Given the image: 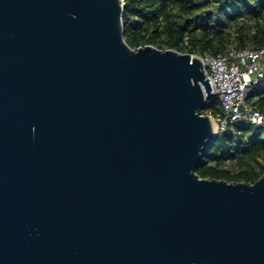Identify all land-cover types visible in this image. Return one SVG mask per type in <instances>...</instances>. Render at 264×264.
<instances>
[{
  "label": "water",
  "instance_id": "95a60500",
  "mask_svg": "<svg viewBox=\"0 0 264 264\" xmlns=\"http://www.w3.org/2000/svg\"><path fill=\"white\" fill-rule=\"evenodd\" d=\"M122 12L0 0V264H264V173H196L202 63L129 47Z\"/></svg>",
  "mask_w": 264,
  "mask_h": 264
},
{
  "label": "trees",
  "instance_id": "16d2710c",
  "mask_svg": "<svg viewBox=\"0 0 264 264\" xmlns=\"http://www.w3.org/2000/svg\"><path fill=\"white\" fill-rule=\"evenodd\" d=\"M122 23L124 41L134 49L152 45L198 56H228L264 44V0H124ZM233 39L236 45L229 50ZM247 99L264 113V78L251 86ZM210 108L214 117L220 114L217 97L205 110ZM260 158L264 128L241 120L217 133L196 173L253 183L264 173Z\"/></svg>",
  "mask_w": 264,
  "mask_h": 264
},
{
  "label": "built area",
  "instance_id": "2783aa9c",
  "mask_svg": "<svg viewBox=\"0 0 264 264\" xmlns=\"http://www.w3.org/2000/svg\"><path fill=\"white\" fill-rule=\"evenodd\" d=\"M190 55L200 60L211 91L220 100L216 133L241 120L264 128V113L247 99L251 86L264 78V44L234 50L228 56Z\"/></svg>",
  "mask_w": 264,
  "mask_h": 264
},
{
  "label": "rangeland",
  "instance_id": "374dc122",
  "mask_svg": "<svg viewBox=\"0 0 264 264\" xmlns=\"http://www.w3.org/2000/svg\"><path fill=\"white\" fill-rule=\"evenodd\" d=\"M214 11H215V9H214ZM232 41L233 42H231V45H230L229 50H233L234 49V46L236 45L235 40L233 39ZM203 111H204L203 114L208 115L210 117V120H213V122L215 124V130H214V132H216V120H215V117L211 113V108L209 110H203ZM260 161L262 163H264V158H260ZM226 165L227 166H230L232 168H235V165H232L231 163H227Z\"/></svg>",
  "mask_w": 264,
  "mask_h": 264
},
{
  "label": "bare ground",
  "instance_id": "6f19581e",
  "mask_svg": "<svg viewBox=\"0 0 264 264\" xmlns=\"http://www.w3.org/2000/svg\"><path fill=\"white\" fill-rule=\"evenodd\" d=\"M210 122H211L212 130L214 131L215 130V124H214L213 120H210Z\"/></svg>",
  "mask_w": 264,
  "mask_h": 264
}]
</instances>
